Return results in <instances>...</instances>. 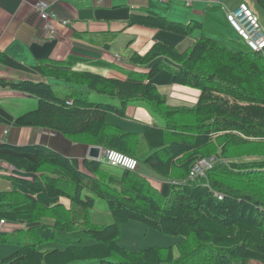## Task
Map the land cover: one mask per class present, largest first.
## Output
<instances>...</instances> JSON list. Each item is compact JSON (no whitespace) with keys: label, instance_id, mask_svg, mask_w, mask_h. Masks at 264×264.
I'll list each match as a JSON object with an SVG mask.
<instances>
[{"label":"trees","instance_id":"16d2710c","mask_svg":"<svg viewBox=\"0 0 264 264\" xmlns=\"http://www.w3.org/2000/svg\"><path fill=\"white\" fill-rule=\"evenodd\" d=\"M260 3L264 6V0ZM135 24L183 36L197 26L153 13L133 16ZM130 63L149 71L129 72L127 80H120L68 70L70 62L27 68L0 53V64L44 78L0 79L1 88L39 101L38 109L16 119L18 127L48 129L86 147L118 151L173 182L164 196L141 171L87 157L81 171L42 145L15 148L33 154V162L0 153L1 160L37 175L25 182L33 192L71 201L68 210L30 196L17 200L15 191L0 194V219L29 225L21 250L2 264H264V53L246 45L234 51L203 36L184 54L156 44L145 56L133 54ZM162 70L171 72L176 84L201 92L195 107L168 105L151 82ZM47 80L65 84L59 85L64 91ZM134 104L148 108L163 124L144 125L136 133L112 122L111 117L127 118ZM210 157L218 161L204 177L190 181L193 167ZM98 199L107 203L112 224L92 221ZM131 221L182 240L176 248L130 251L119 239L122 225ZM51 244L62 248L47 249Z\"/></svg>","mask_w":264,"mask_h":264},{"label":"crops","instance_id":"0c3cea01","mask_svg":"<svg viewBox=\"0 0 264 264\" xmlns=\"http://www.w3.org/2000/svg\"><path fill=\"white\" fill-rule=\"evenodd\" d=\"M39 1L50 3L49 11L55 13L59 21L70 22L68 26L55 23L57 34L52 38L48 36L45 22L34 8ZM243 2H247L258 13L264 26V6L260 0H222L229 10H235ZM150 13L171 22L187 26L195 23L197 26L188 36H183L159 28L131 25L133 16H146ZM203 36L214 38L234 51L241 50L245 45L228 24L221 4L211 3V0H0V53L27 68L42 63L70 62L72 66L68 70L127 80L129 72L149 71L130 63L133 54L145 56L156 44L174 46L184 54ZM0 79L44 80L38 74L2 64ZM47 81L66 86L54 80ZM151 82L167 97L171 107L193 108L200 100L199 90L176 84L173 74L167 70L160 71ZM38 107L39 101L36 98L0 87V153L20 156L33 162L37 161L33 154L19 153L15 148L42 145L69 158L75 167L85 171L83 161L87 147L71 142L61 134L52 135L48 129L16 125L18 117ZM111 120L124 130L136 133H142L144 125L163 124L141 104L129 106L127 118L111 117ZM140 171L155 189L164 196L170 195L173 182L155 175L145 167H141ZM35 176L0 159V194L15 191L12 197L17 200L30 196L47 207L61 204L71 209V201L67 198H51L45 193L33 192L25 182H32ZM95 209L90 212L95 224L108 225L114 222L110 212L102 214ZM7 221V227L0 234V264L21 250L26 241L25 232L29 228L24 222ZM129 223L125 228H142ZM181 240H177V245ZM46 248L62 247L51 244Z\"/></svg>","mask_w":264,"mask_h":264},{"label":"built area","instance_id":"2783aa9c","mask_svg":"<svg viewBox=\"0 0 264 264\" xmlns=\"http://www.w3.org/2000/svg\"><path fill=\"white\" fill-rule=\"evenodd\" d=\"M211 3H219L225 13L226 20L233 30L238 34L244 44L252 51L257 53H264V26L261 23L260 17L247 2H243L235 10H229L222 0H211ZM36 12L39 14L40 19L45 22V29L48 31L50 38L54 37L57 33L55 23L59 22L62 26H68L69 21H59L56 14L49 11L50 3L46 1H39L34 5ZM68 104H72L69 101ZM100 149V155L97 159L90 157V159L98 160L104 164L112 167H117L132 172L140 171V163L136 158L127 156L115 150H107L102 147H91V149ZM218 161L216 157H210L198 162L192 169L189 180L195 181L200 177H204L206 172L210 170ZM175 183V182H174ZM219 199H223V195L215 193ZM8 221L0 219V234L7 227Z\"/></svg>","mask_w":264,"mask_h":264},{"label":"rangeland","instance_id":"374dc122","mask_svg":"<svg viewBox=\"0 0 264 264\" xmlns=\"http://www.w3.org/2000/svg\"><path fill=\"white\" fill-rule=\"evenodd\" d=\"M56 88L60 91V93H62L64 91V88H60L59 86ZM51 132H52L51 133L52 135L56 134L53 131H51ZM91 147H100V146H89V147H87L86 155H85L84 159L86 157L89 158V155H90L89 149ZM95 159H97V158H95ZM95 207H96L95 210L98 211L99 213L104 214L107 211L109 212L108 205L104 200L98 199ZM130 223H129V225H138L137 227H142V228H138V229L135 228L134 229V228H131V226H128L127 228H125L126 225H128V223L122 225V227H121V238L119 239V243L121 244V246H123L125 248L129 247L133 250H140V249H147V248H151V247H155V246L164 247V246H170V245H172L174 248H176L177 243H178L177 240L182 239L181 237L167 236V235L161 234L157 230L149 228L140 222L132 221ZM252 264H263V263L254 261Z\"/></svg>","mask_w":264,"mask_h":264},{"label":"water","instance_id":"95a60500","mask_svg":"<svg viewBox=\"0 0 264 264\" xmlns=\"http://www.w3.org/2000/svg\"><path fill=\"white\" fill-rule=\"evenodd\" d=\"M99 155H100V149H97V148L91 149V151H90V157H92V158H98Z\"/></svg>","mask_w":264,"mask_h":264}]
</instances>
